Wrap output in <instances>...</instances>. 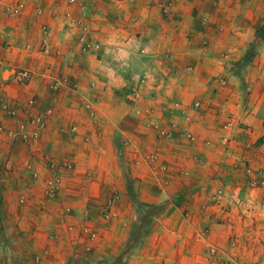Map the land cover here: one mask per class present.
Masks as SVG:
<instances>
[{
	"label": "crops",
	"instance_id": "crops-1",
	"mask_svg": "<svg viewBox=\"0 0 264 264\" xmlns=\"http://www.w3.org/2000/svg\"><path fill=\"white\" fill-rule=\"evenodd\" d=\"M194 11L0 0V58L33 72L0 92V264H264V100L212 93L214 62L180 75ZM72 19L98 49L79 52ZM29 98L51 113L9 138Z\"/></svg>",
	"mask_w": 264,
	"mask_h": 264
},
{
	"label": "rangeland",
	"instance_id": "rangeland-1",
	"mask_svg": "<svg viewBox=\"0 0 264 264\" xmlns=\"http://www.w3.org/2000/svg\"><path fill=\"white\" fill-rule=\"evenodd\" d=\"M68 1L73 4L76 0L72 2L71 0ZM194 1L195 11L194 17L192 18L193 21L191 20L188 23L187 44L189 47L188 49L194 50L197 53L194 55L190 53L186 58L177 57L175 59L174 63L177 69L183 70L180 75L186 72V79H188L197 61L214 62L210 64H213L212 68L216 69V74L206 85V88L210 87L207 89L211 90L212 93L239 96L243 101V108L249 106L252 102L256 104L258 101H263L264 0ZM70 24L77 30L76 45L80 53L86 54L98 49H91L86 52L81 51L78 45V37L80 26L83 25L75 19L70 20ZM44 29L46 28H42V33ZM91 40L96 42L93 39ZM38 51L44 53L43 42L40 43ZM0 60V77L2 76L0 78V82L2 83L0 92L10 83L25 87L31 82L33 78L32 71L9 66L5 64L1 58ZM14 72H27L29 78L24 81L17 80L14 77L15 75H13ZM206 88L204 90H206ZM178 89V87H175L173 93L178 94ZM128 92L132 96L140 94L137 87L134 86H131ZM202 93L204 92L201 90L200 92H188L190 95H200ZM30 100L34 102V98H29L25 101L24 106L17 109L25 116V119H22L16 130L5 133L9 138L20 139L22 141L26 139H37L38 135L35 137L31 135L34 133L33 130L35 127L30 123V120L39 115L43 117L44 122L51 111L50 109H44L42 112L36 113V116L33 117L30 116L31 110L29 113H24L23 109ZM196 103H198V101L195 102L193 106ZM199 106L200 104L198 103V107ZM47 110H49L50 113L44 115ZM42 124L36 128L37 132L42 127ZM10 133L13 135L10 136ZM2 169L4 170L5 168L2 167Z\"/></svg>",
	"mask_w": 264,
	"mask_h": 264
},
{
	"label": "built area",
	"instance_id": "built-area-1",
	"mask_svg": "<svg viewBox=\"0 0 264 264\" xmlns=\"http://www.w3.org/2000/svg\"><path fill=\"white\" fill-rule=\"evenodd\" d=\"M73 0H71L72 2ZM43 34H44V41H43V49L44 51H47L48 48H47V37H48V31L46 29H44L43 31ZM78 45L80 46V49L81 51L83 52H86V51H90L91 49H96L98 48V44L94 41H92L89 37H88V33L86 31V29L83 27V26H80V32H79V37H78ZM0 64H1V60H0ZM15 75L14 77L17 79V80H25V79H28L29 78V75L27 72H14ZM2 88V83L0 82V90ZM0 107L6 111H9L8 109V105L6 104V102H4L1 97H0ZM34 107V102L33 100H30L28 103H27V106L23 109L24 113H29V111ZM194 107H198V103H196L194 105ZM50 111L47 110L45 112L44 115H47L49 114ZM43 122V117L42 116H36L35 118H32L30 120V123L35 127V129L33 130L34 133L31 134L33 137L36 136V132H37V127H39ZM186 137L189 139V140H192L193 137L191 136V134L186 131ZM13 135L10 133V136Z\"/></svg>",
	"mask_w": 264,
	"mask_h": 264
}]
</instances>
